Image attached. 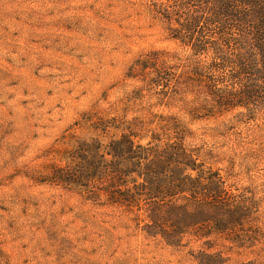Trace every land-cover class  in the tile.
I'll return each instance as SVG.
<instances>
[{
  "label": "rangeland",
  "instance_id": "obj_1",
  "mask_svg": "<svg viewBox=\"0 0 264 264\" xmlns=\"http://www.w3.org/2000/svg\"><path fill=\"white\" fill-rule=\"evenodd\" d=\"M151 1L0 0V264H264V106L193 119L201 93L157 101L136 61L187 53ZM129 133L182 136L245 198L243 223L176 245L148 235L145 195L138 210L117 201L141 179L110 186L109 142Z\"/></svg>",
  "mask_w": 264,
  "mask_h": 264
},
{
  "label": "trees",
  "instance_id": "obj_2",
  "mask_svg": "<svg viewBox=\"0 0 264 264\" xmlns=\"http://www.w3.org/2000/svg\"><path fill=\"white\" fill-rule=\"evenodd\" d=\"M150 5L166 23L167 38L187 53L180 67L160 63L158 51L136 61L144 88L157 101L201 93L202 103L184 107L193 119L234 109L249 115L264 106V0H158ZM133 136L122 134L109 142L110 186L115 191L119 180L141 179L133 192L126 187L116 193L127 211L141 209L136 195H145L148 235L176 245L198 225L224 233L243 223L245 198L218 171L205 167L201 154L188 150L182 136L162 141L153 135L145 146ZM210 263L216 264H202Z\"/></svg>",
  "mask_w": 264,
  "mask_h": 264
}]
</instances>
